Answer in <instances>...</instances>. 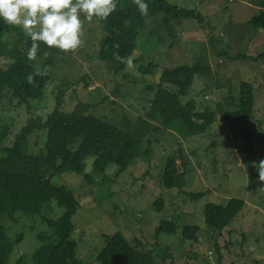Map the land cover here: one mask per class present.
<instances>
[{"label":"rangeland","instance_id":"rangeland-1","mask_svg":"<svg viewBox=\"0 0 264 264\" xmlns=\"http://www.w3.org/2000/svg\"><path fill=\"white\" fill-rule=\"evenodd\" d=\"M165 1L195 9L201 20L181 19L180 25L172 20L174 39L160 22L161 17L153 16L132 53L138 75L126 66L115 74L98 60L105 31L97 20H85L84 45L74 53L58 50L40 99L29 100L26 107L6 93L0 102V131L6 129L1 144L12 145L28 117L43 120L54 106L58 88L64 91L60 98L64 110L73 109L77 103L89 104V113L123 130H129L141 115L150 124L148 158L142 155V141L141 153L128 167L119 171L111 166L104 180L93 172L91 157L84 160L83 168L91 181L72 172L50 179L52 184L70 190L77 201L71 217L77 259L82 264H99L96 256L105 245V236L119 232L130 242L136 239L139 250L152 252L155 264H264V184L257 183L258 173L252 163L264 158V61L241 57L255 58L264 52L263 30L249 22L264 10V0ZM13 39V32L8 30L3 41L11 46ZM197 59L209 68L206 77H195L188 93L197 109L207 107L217 114L232 109L238 84L245 82L252 86L254 95L249 121L232 126L216 116L205 132L182 138L147 114L152 93L146 87L158 82L164 69ZM149 62L154 68L143 74L141 69ZM7 64V59H0L1 68ZM43 142L44 130H33L25 151L35 154ZM177 142L187 157L184 184L167 189L162 175ZM184 190L202 191L203 195L191 200ZM158 198L162 199L161 211L152 205ZM229 198L241 199V209L219 232L209 228L204 222V205L224 204ZM47 203L38 214L17 212L14 220L0 216L10 241L20 235L13 243L8 264L19 259L21 264H32L31 255L38 245L35 235L49 231L41 217L54 220L64 212L54 200ZM166 219L179 226L196 224L200 228L198 242L182 241L178 234L161 233L155 238L154 227Z\"/></svg>","mask_w":264,"mask_h":264},{"label":"trees","instance_id":"trees-1","mask_svg":"<svg viewBox=\"0 0 264 264\" xmlns=\"http://www.w3.org/2000/svg\"><path fill=\"white\" fill-rule=\"evenodd\" d=\"M145 2L149 6V19L153 16L161 17L160 22L174 39L176 35L172 20L178 25L181 24V19L201 20L195 9L177 7L165 0ZM145 19L132 0H117V11L107 20H97L105 31V36L100 40L97 58L106 63L113 73L118 74L126 66L117 61L114 54L118 52L120 56L132 55L141 31L148 25ZM249 22L255 27H261L264 33V10L250 18ZM8 30L14 36L11 46L3 41ZM30 44V40L19 27L9 26L0 20V59L8 60L5 68L0 67V102L7 92L26 107H29V100L42 97L43 89L49 81V73L43 77L37 76L35 87L27 83V76L34 72L33 65L36 63L28 61L26 57ZM116 44L119 48L114 47ZM44 52L49 53L47 59L43 58ZM57 52V49H49L41 43L38 59L42 61V67H52ZM222 56L229 60L227 53L222 52ZM241 57L242 60L264 61V52L258 53L255 58ZM241 57L235 56L236 59ZM10 58H14L15 63L10 64ZM152 68L154 67L149 62L141 70L143 74H147ZM208 73L209 68L202 64L201 59L191 64L164 69L158 82L146 87L152 93L147 114L158 118L163 129L174 130L182 138L205 132L216 116L232 126L249 121L253 115L254 95L252 86L245 82L238 84L235 101L229 100L233 104L232 109L219 110L218 114L207 107L203 110L197 109L195 101L189 98L188 93L195 77H206ZM57 91L51 111L41 121L28 117L12 145L1 144L6 129L0 131V216L14 220L17 212L26 215L38 214L48 206L47 202L50 200L64 208V212L54 220L41 217L49 231L35 235L38 245L31 255L32 264H82L77 259V243L72 238L74 226L71 217L76 211L77 201L70 190L50 182L53 176L72 172L91 181V177L83 173L84 160L91 157L93 172L104 180L105 171L111 166L119 171L128 167L141 153L142 141L145 142L142 155L148 158L151 153L148 145L151 140L147 138L150 124L141 115L129 130H123L89 113V104L77 103L73 109L64 110L61 108L60 99L64 91L60 88ZM33 130H44V142L35 154L25 151L27 137ZM176 146L174 154L167 157L162 175L163 186L167 189L184 184L187 157L184 156L180 142ZM183 192L191 200L203 195L202 191ZM152 205L156 211L163 209L161 198L155 199ZM242 205L243 201L239 198H229L224 204L206 203L203 207L204 222L209 228L219 232ZM199 231L196 224L179 226L173 219H166L160 220L154 227L153 235L158 238L161 233L178 234L182 241L195 243L198 242ZM19 238L20 235H17L10 241L0 223V264H8L13 243ZM137 242L136 239L128 241L119 232L105 236V245L96 256V261L99 264H155L152 252L139 250ZM15 264H21L20 259Z\"/></svg>","mask_w":264,"mask_h":264},{"label":"clouds","instance_id":"clouds-1","mask_svg":"<svg viewBox=\"0 0 264 264\" xmlns=\"http://www.w3.org/2000/svg\"><path fill=\"white\" fill-rule=\"evenodd\" d=\"M132 2L140 15L146 18L145 23H150L148 3L145 0ZM116 11L117 0H0V20L9 26L19 27L31 42L26 57L36 63L34 72L27 76V83L33 87L37 86V76L48 74V67H42V61L38 59L41 43L64 54L74 53L85 43L84 21L107 20ZM114 47L119 48V45ZM48 55L44 52L43 58L47 59ZM114 56L138 75L134 56H120L118 52ZM9 63H15V59L10 58ZM252 163L258 173L257 183L264 184V158Z\"/></svg>","mask_w":264,"mask_h":264}]
</instances>
